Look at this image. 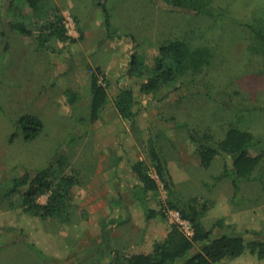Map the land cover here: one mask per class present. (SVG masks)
Instances as JSON below:
<instances>
[{
	"label": "rangeland",
	"instance_id": "rangeland-1",
	"mask_svg": "<svg viewBox=\"0 0 264 264\" xmlns=\"http://www.w3.org/2000/svg\"><path fill=\"white\" fill-rule=\"evenodd\" d=\"M8 1L0 0V264H108L113 250L151 251L172 222L189 227L175 210L147 217L134 195L139 183L134 162L144 160L156 177L152 138L163 148L177 190L208 202L207 227L223 217L235 230L264 231V181L242 182L235 195L228 178L215 179L222 162L204 168L188 136L189 127L222 136L238 126L254 133L255 154L264 149V58L257 55L252 25L264 17V0H216L231 18L227 23L170 10L156 0H102L114 36L99 0H54L69 34L77 38L67 46L52 44L55 50L35 49L34 35L5 30L1 12L7 15ZM173 37L215 46L212 65L200 75L144 94L140 80L126 75L132 54H145L153 62L155 45ZM94 71L108 85L109 101L100 119L88 124L81 119L90 114ZM123 87H132L136 96L132 120L116 108ZM69 90L77 93L75 103L68 100ZM23 114L39 116L45 124L32 141L16 124ZM77 129L85 134L66 155L82 184L73 222L42 219L25 211L18 197L4 196L14 177L54 161ZM260 174L264 179V163ZM164 194L160 186L148 205L160 210ZM39 200L46 203L48 194ZM226 264H264V257L247 250Z\"/></svg>",
	"mask_w": 264,
	"mask_h": 264
},
{
	"label": "trees",
	"instance_id": "trees-1",
	"mask_svg": "<svg viewBox=\"0 0 264 264\" xmlns=\"http://www.w3.org/2000/svg\"><path fill=\"white\" fill-rule=\"evenodd\" d=\"M156 2L170 10H184L189 15L219 18L223 19V23L231 20L227 10L216 0ZM97 4L105 12L109 34L114 36L108 9L102 0L97 1ZM5 7L8 9L7 15L1 12L5 30L17 31L23 36L34 35L37 49L55 50L52 44L67 46L77 41L76 37L69 34L66 18L54 0H9ZM252 25L257 40V55L261 54L264 58V17ZM155 47L157 53L153 62H148L145 54L134 52L126 71L128 77L140 80L144 94H155L184 76L202 74L212 65L215 57V46L206 43L195 45L187 37L168 38ZM99 73L94 71L90 77V114L81 119L88 124L100 119L109 101L108 85L101 81L102 74ZM205 87L212 89V94H218L217 89L210 85L205 84ZM77 99V93L69 90V102L75 103ZM136 103L132 87L119 90L115 104L121 117L135 119ZM224 105H227V101ZM16 124L26 141L36 139L45 129L43 120L32 114L19 116ZM84 134L82 129L72 132L65 144L66 148L57 153L54 161L42 167L26 169L24 174L14 177L2 190L4 196L18 197L25 211L42 219H57L67 224L73 222L77 217L75 197L82 184L78 172L71 166V159L66 155L74 141ZM188 136L195 143L200 164L204 168H210L218 160L222 162V171L215 179L228 178L235 195L240 193L242 182L264 181L260 174L264 149L257 154L253 152L257 140L251 130L230 126L220 136L210 129L199 131L189 127ZM149 148L157 177L149 172L144 160L134 162L132 170L139 181L133 187L134 195L143 204L147 217L166 216L169 210H175L182 219L189 221L193 233L188 234L180 223L172 222L166 236L156 240L151 251L113 250L108 264H226L247 250L259 258L264 257V231L235 230L223 217L207 227L205 217L209 211L208 202L198 196H183L175 186L168 160L156 138L150 140ZM160 186L165 191L160 201L162 210L148 205L154 195H159ZM45 194H48V200L41 203L39 199Z\"/></svg>",
	"mask_w": 264,
	"mask_h": 264
},
{
	"label": "built area",
	"instance_id": "built-area-1",
	"mask_svg": "<svg viewBox=\"0 0 264 264\" xmlns=\"http://www.w3.org/2000/svg\"><path fill=\"white\" fill-rule=\"evenodd\" d=\"M156 177H157V175H156ZM180 224H182V223H180ZM182 225H183V224H182ZM184 229H185V228H184ZM185 231H187L188 234H192V233H193V231H192V229H191V226L187 227V228L185 229Z\"/></svg>",
	"mask_w": 264,
	"mask_h": 264
},
{
	"label": "crops",
	"instance_id": "crops-1",
	"mask_svg": "<svg viewBox=\"0 0 264 264\" xmlns=\"http://www.w3.org/2000/svg\"><path fill=\"white\" fill-rule=\"evenodd\" d=\"M19 34H20V33H19ZM22 36H23V35H22ZM35 49H37V48H36V44H35ZM38 50H40V49H38ZM64 224L66 225V223H64Z\"/></svg>",
	"mask_w": 264,
	"mask_h": 264
}]
</instances>
